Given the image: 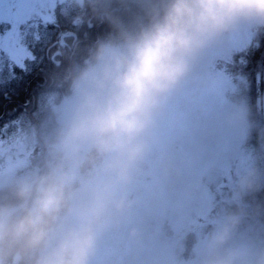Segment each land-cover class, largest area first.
Listing matches in <instances>:
<instances>
[{
    "label": "rangeland",
    "instance_id": "1",
    "mask_svg": "<svg viewBox=\"0 0 264 264\" xmlns=\"http://www.w3.org/2000/svg\"><path fill=\"white\" fill-rule=\"evenodd\" d=\"M81 2L0 0V72L23 67L33 58L29 44L40 26L51 23L60 8ZM257 26L242 24L211 44L163 100L149 130L148 148L122 189L126 206L98 235L90 264H201L209 235L235 220L226 214L253 177L254 156L244 145L246 111L235 99L225 64ZM262 80L264 121V68ZM49 103L55 117L42 146L74 175L79 189L82 181L97 177L99 164L89 161L86 148L70 158L57 149L76 104L74 83L67 97ZM36 145L34 135L24 132L0 140V189L35 171L27 162ZM248 234L246 225H232L228 248L246 250L249 264H255L252 251L244 247Z\"/></svg>",
    "mask_w": 264,
    "mask_h": 264
},
{
    "label": "clouds",
    "instance_id": "2",
    "mask_svg": "<svg viewBox=\"0 0 264 264\" xmlns=\"http://www.w3.org/2000/svg\"><path fill=\"white\" fill-rule=\"evenodd\" d=\"M148 4V22L121 44H100L74 80L57 149L70 158L86 148L97 177L75 189L74 175L56 165L18 180L0 198V264H90L98 235L126 206L122 189L163 100L211 44L242 24L264 25V0ZM234 223L209 235L201 264H249L246 250L226 247Z\"/></svg>",
    "mask_w": 264,
    "mask_h": 264
},
{
    "label": "trees",
    "instance_id": "3",
    "mask_svg": "<svg viewBox=\"0 0 264 264\" xmlns=\"http://www.w3.org/2000/svg\"><path fill=\"white\" fill-rule=\"evenodd\" d=\"M148 7V0H82L64 10L60 8L51 23L40 26L38 36L29 44L33 58L23 67L0 72V83L13 75L23 77L0 88V93L10 97L0 100V140L23 132L34 135L37 145L27 162L28 169L47 171L58 164L47 154L48 148L42 146L49 121L55 117L49 100L59 103L67 97L78 71L100 44H121L126 37L134 36L148 22ZM227 61L235 99L243 103L246 111L248 135L244 145L254 156V174L226 216L235 219V225L249 228L244 247L252 251L256 264L264 255V121L257 109L255 86L256 75L260 74V88L263 87L264 25H258L249 42L233 51ZM15 183L1 188L0 198L7 196ZM77 185L74 183L73 187L76 189ZM123 247L132 257L133 252Z\"/></svg>",
    "mask_w": 264,
    "mask_h": 264
},
{
    "label": "water",
    "instance_id": "4",
    "mask_svg": "<svg viewBox=\"0 0 264 264\" xmlns=\"http://www.w3.org/2000/svg\"><path fill=\"white\" fill-rule=\"evenodd\" d=\"M260 84H261V75L257 74L256 75V81H255V86H256V91H257V109L259 112H261V90H260Z\"/></svg>",
    "mask_w": 264,
    "mask_h": 264
},
{
    "label": "snow or ice",
    "instance_id": "5",
    "mask_svg": "<svg viewBox=\"0 0 264 264\" xmlns=\"http://www.w3.org/2000/svg\"><path fill=\"white\" fill-rule=\"evenodd\" d=\"M25 74H27V73H25ZM16 79L23 80V77L22 76L17 77L15 75H13L11 79H9L3 83H0V88H3V87H6L7 85H10L12 83V81L16 80ZM8 99H10V97L8 95L0 93V100H8Z\"/></svg>",
    "mask_w": 264,
    "mask_h": 264
}]
</instances>
